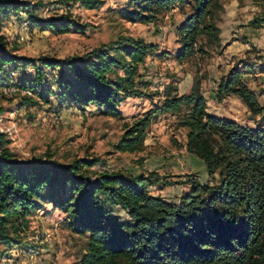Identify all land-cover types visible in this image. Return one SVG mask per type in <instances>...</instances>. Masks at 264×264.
Segmentation results:
<instances>
[{
	"label": "rangeland",
	"instance_id": "obj_1",
	"mask_svg": "<svg viewBox=\"0 0 264 264\" xmlns=\"http://www.w3.org/2000/svg\"><path fill=\"white\" fill-rule=\"evenodd\" d=\"M18 1L30 5V12L22 9L2 21L0 35L13 56L35 61L44 76L41 88L29 90L21 86L33 85L36 68L12 64L0 74V133L9 140L8 148L17 158L50 155L51 160L65 165L98 158L103 164L87 171L91 179L103 171L156 175L159 182L148 186V193L179 203L191 181L205 184L209 178L202 162L185 150L187 129L180 121L190 107L182 104L176 111L161 112L166 92L170 91L171 97H186L196 87L208 115L264 131L263 115H252L237 96L217 99L220 85L237 73L264 106V0L212 1L193 53L181 60L176 58L182 41L179 27L196 12L193 0L168 8L159 6L155 20L147 24L130 23L122 17V11L144 7L141 0H102L95 10L83 9L78 0ZM66 16L69 30L65 34L37 24ZM127 39L142 40L150 51L138 66L137 94L121 96L117 117L106 116L104 108L94 104L85 107L72 102L76 87L62 89L60 70L37 62L81 57L100 48L125 62L114 47ZM116 75L124 74L117 69L107 76L114 79ZM41 90L47 92L46 102L35 94ZM24 96L33 103L22 104ZM147 115L150 125L141 151L117 152L115 145L127 128ZM49 200L29 218L17 246L0 245V264H81L87 238L77 232L75 218ZM111 218L128 221L122 211H111Z\"/></svg>",
	"mask_w": 264,
	"mask_h": 264
},
{
	"label": "trees",
	"instance_id": "obj_2",
	"mask_svg": "<svg viewBox=\"0 0 264 264\" xmlns=\"http://www.w3.org/2000/svg\"><path fill=\"white\" fill-rule=\"evenodd\" d=\"M78 1L86 10L103 4L102 0ZM187 1L141 0L144 7L122 11V17L130 23L147 24L155 20L159 6L168 8ZM193 1L196 12L179 27L182 41L176 58L180 60L193 53L206 9L214 0ZM29 6L18 0H0V26L22 9L30 12ZM67 17L37 24L65 34L69 30V24L64 22ZM116 48L125 62L105 48L81 57L44 58L37 62L60 70L58 84L62 89L76 87L71 93L72 102L85 107L94 104L104 108L106 116L117 117L121 96L137 94L138 66L150 47L142 40L127 39ZM12 64L37 70L35 83L21 88H41L43 68L33 60L13 56L0 35V74ZM117 69L124 75L114 79L107 76ZM238 78L236 73L229 82L222 83L217 99L235 95L252 115L262 114L264 118V106ZM35 94L47 101L46 91ZM31 103L33 100L24 96L22 104ZM182 104L190 107L180 121L187 129L185 150L202 162L209 180L205 184L191 181L179 203L148 193V186L159 182L156 175L127 176L103 171L91 179L87 171L103 164L100 159H79L66 165L51 160L50 155L19 159L8 148L9 140L0 133V245L17 246L29 218L50 199V203L59 204L75 218L79 224L77 232L87 238L81 264H264V131L208 115L196 87L186 97H171L170 91L166 92L160 111L173 112ZM149 125L148 115L134 122L115 150L140 152ZM111 211L124 212L128 221L112 219Z\"/></svg>",
	"mask_w": 264,
	"mask_h": 264
},
{
	"label": "built area",
	"instance_id": "obj_3",
	"mask_svg": "<svg viewBox=\"0 0 264 264\" xmlns=\"http://www.w3.org/2000/svg\"><path fill=\"white\" fill-rule=\"evenodd\" d=\"M27 93V92H26Z\"/></svg>",
	"mask_w": 264,
	"mask_h": 264
}]
</instances>
